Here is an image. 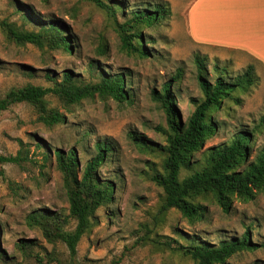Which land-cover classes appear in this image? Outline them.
I'll return each mask as SVG.
<instances>
[{
	"label": "rangeland",
	"instance_id": "obj_1",
	"mask_svg": "<svg viewBox=\"0 0 264 264\" xmlns=\"http://www.w3.org/2000/svg\"><path fill=\"white\" fill-rule=\"evenodd\" d=\"M103 1L119 4L117 0ZM119 1V22L125 20L129 9L167 3L170 14L142 28L149 56L121 52L111 16L92 0H0V21L37 29L38 19H58L73 45L70 52L44 51L31 44H15L0 29V97L28 82L49 86L46 75L59 79L62 71L85 80L95 79L98 70L91 72L90 62L108 74L123 73L132 94L131 103L95 95L68 108L47 95L49 104L57 106L65 117L52 126L37 121L27 103L13 104L0 113V154H15L21 140L31 158L20 165H2L0 264H38L36 255L48 260L49 253H55L60 264H194L164 242L186 244L181 234L189 233L218 243L246 230L252 241L264 242V194L248 201L234 200L228 212L202 200L207 205L204 218L193 223L174 208L161 211L163 191L146 174L148 162L159 165L161 158L141 151L127 136L130 130H136L164 142L154 126L165 125V114L150 96L151 89L158 90L164 82H170L182 119L189 115L194 108L190 97L201 98L193 63L194 52H199L207 57L212 79L217 62L230 76L252 63L259 83L239 94V102L224 100L213 112L217 132L193 159H201L204 149L229 141L243 129H253L249 160L254 158L264 145V124L259 125L264 115V0ZM192 15L198 19L200 34L193 30ZM101 42L106 44L104 54L99 52ZM178 73L179 77L173 79ZM103 138L114 142L110 157L99 167V175L114 184L113 199L96 210L90 231L81 237L75 257L70 258L64 244L47 242L40 230L26 225L25 216L42 207L67 214L68 202L54 150L65 153L72 148L83 166L94 154L95 141ZM188 172L183 168L181 176ZM20 239L29 241L28 250L17 246ZM224 264H264V246L238 252Z\"/></svg>",
	"mask_w": 264,
	"mask_h": 264
},
{
	"label": "trees",
	"instance_id": "obj_2",
	"mask_svg": "<svg viewBox=\"0 0 264 264\" xmlns=\"http://www.w3.org/2000/svg\"><path fill=\"white\" fill-rule=\"evenodd\" d=\"M92 1L111 16L121 52L138 57L150 55V49L143 39L142 28L168 16L170 9L167 3H153L149 7L129 9L125 20L119 22L116 11L120 8L121 1L117 0L119 4L115 5L103 0ZM36 21L39 23L37 29H24L14 22L1 20L0 29L7 39L18 45L31 44L44 51H71L72 37L65 33L60 20L50 18ZM101 43L99 52L104 54L106 44ZM193 63L201 98L190 97L194 108L185 119H182L175 105L176 98L170 82H164L158 90L152 88L150 91L151 99L165 114V125L158 123L154 126L164 136V142L155 141L136 130L127 133L128 138L141 151L161 158L159 165L155 161H149L146 171L148 178L163 191L160 210L174 208L190 223L204 218L207 205L202 200L212 201L224 212H228L234 200L248 201L258 194H264V145L249 160L253 129H250L251 132L239 130L229 141L204 149L201 159H193V155L217 132L218 125L213 112L220 108L224 100L239 102V94L247 93L258 85L259 76L254 64L249 63L237 75L230 76L227 68L217 62L213 65L212 79L205 55L194 52ZM88 65L91 72L98 70L97 78L85 80L69 71H62L59 79L46 75L51 82L49 86L28 82L11 88L0 97V113L13 104L27 103L34 109L37 121L52 126L63 122L65 117L57 106L49 104L47 95L54 96L65 108L95 95L101 98L110 97L119 103H131L130 83L125 81L123 73L108 74L93 62ZM179 75L178 73L173 79L176 80ZM261 124H264V115L259 125ZM19 144L20 148L15 154H0L1 179H5L2 165H20L22 162L31 161L24 143L19 140ZM93 147L94 154L83 166L79 164L72 148L65 153L59 149L54 150L56 168L61 174L62 187L68 202V213L42 207L31 210L25 216L26 225L40 230L47 242L64 244L70 258L75 257L81 237L90 231L96 210L113 199L114 184L110 179L99 175V167L110 157L114 142L111 138H103L95 141ZM183 168L189 172L181 176ZM9 186L12 187L11 182ZM181 235L186 239V244L178 241H174L173 246L167 241L164 244L188 257L194 264H224L238 252L264 246V242L260 244L252 241L248 230L240 236L221 239L218 243L199 239L194 234ZM17 246L28 250L30 243L20 239ZM36 260L38 264H53L51 261H55V264L61 263L55 253H49L48 260L36 255Z\"/></svg>",
	"mask_w": 264,
	"mask_h": 264
},
{
	"label": "crops",
	"instance_id": "obj_3",
	"mask_svg": "<svg viewBox=\"0 0 264 264\" xmlns=\"http://www.w3.org/2000/svg\"><path fill=\"white\" fill-rule=\"evenodd\" d=\"M191 23H192V26H193V30H194V32L196 34L202 33V31L200 30L199 25H198V19L196 17L193 16V18L191 20Z\"/></svg>",
	"mask_w": 264,
	"mask_h": 264
}]
</instances>
